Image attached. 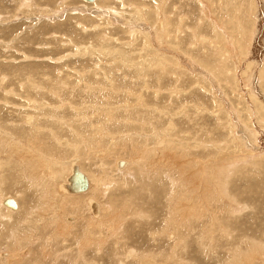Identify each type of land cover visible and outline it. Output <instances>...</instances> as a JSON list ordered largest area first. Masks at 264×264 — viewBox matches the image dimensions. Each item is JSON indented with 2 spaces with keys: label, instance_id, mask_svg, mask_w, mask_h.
I'll return each instance as SVG.
<instances>
[{
  "label": "rangeland",
  "instance_id": "1",
  "mask_svg": "<svg viewBox=\"0 0 264 264\" xmlns=\"http://www.w3.org/2000/svg\"><path fill=\"white\" fill-rule=\"evenodd\" d=\"M0 162V264H264V0H0Z\"/></svg>",
  "mask_w": 264,
  "mask_h": 264
},
{
  "label": "bare ground",
  "instance_id": "2",
  "mask_svg": "<svg viewBox=\"0 0 264 264\" xmlns=\"http://www.w3.org/2000/svg\"><path fill=\"white\" fill-rule=\"evenodd\" d=\"M88 1H92V0H88ZM47 12V11H46ZM127 30V29H126ZM215 31V30H214ZM213 47V46H212ZM252 95V94H251ZM253 97V96H252ZM62 143H64V141L62 142ZM69 145V144H68ZM77 150V149H76ZM139 157V156H138ZM4 158V157H3ZM43 158V157H42ZM80 158V157H79ZM100 159V158H99ZM73 160V159H72ZM75 161L73 162V163H71V165H70V174L65 178V182H63L62 184H61V192H59V193H62V195L63 194H66L67 196H65V197H70V195L71 196H73V195H77V194H83V193H85L88 189H89V187H91L90 186V182H89V179H88V177H87V175H86V173H84V172H82L81 170H80V168H79V166L76 164V160L77 159H74ZM78 161H79V159H78ZM149 161V160H148ZM1 163V162H0ZM3 163V162H2ZM167 163V162H166ZM82 164V163H81ZM138 164V163H137ZM1 165L2 164H0V167H1ZM127 165V162L126 161H123V160H120V161H118L117 162V166H118V168L119 169H123L125 166ZM141 165V164H140ZM162 165V164H161ZM60 167V166H59ZM143 167V166H142ZM157 167V166H156ZM83 167L81 166V169H82ZM149 168V167H148ZM155 168V167H154ZM88 168H86L85 169V171L87 170ZM78 171L79 173H81L83 176H84V178L86 179V183H87V185H86V188L85 189H83V190H78V186L80 185V183H79V179H78V177L76 178V174L74 173V171ZM84 170V169H83ZM115 170V169H114ZM127 170V169H126ZM168 170V169H167ZM87 172V171H86ZM105 172V171H104ZM146 172V171H145ZM94 173V172H93ZM93 173H89V176H90V179L92 180V182H95V180H96V174H93ZM155 174V173H154ZM117 175H122V174H117ZM164 175V174H163ZM55 176V175H54ZM102 177V176H101ZM59 180V179H58ZM121 180V179H120ZM44 181V180H43ZM113 181H115V179H111L110 181H108V182H106V183H104V184H106L105 185V187H108V188H111L112 187V184H113ZM122 183H124L123 181H121ZM132 183V182H131ZM96 184H98V182L96 183ZM95 184V185H96ZM103 184V185H104ZM145 186H146V184H145ZM94 187V186H93ZM103 187V186H102ZM115 187V186H114ZM96 188H98V187H95V189ZM46 189V188H45ZM144 189V188H143ZM95 191V190H94ZM100 191V190H99ZM108 191V190H107ZM110 191V190H109ZM122 191V190H121ZM102 193H103V191H101ZM56 193V192H55ZM58 193V194H59ZM93 193H95V192H93ZM111 193V192H110ZM92 194V193H91ZM104 194H106V193H104ZM60 195V194H59ZM102 195V194H101ZM121 195V194H120ZM182 195V194H181ZM207 195V194H206ZM10 196V195H9ZM105 196V195H104ZM63 197V196H62ZM61 197V198H62ZM113 197V196H112ZM5 198V197H4ZM60 198V197H59ZM103 198V197H102ZM120 198V197H119ZM124 198V197H123ZM53 199V198H52ZM70 199V198H69ZM73 199V198H72ZM105 199V198H104ZM6 200H10V201H13L14 202V204H15V207H11L10 205H8V203L6 204L5 203V201ZM17 200V199H16ZM68 200V198H66V202H68L67 201ZM41 201H43L42 199H41ZM40 201V202H41ZM102 201H104V200H102ZM101 201V202H102ZM107 201V200H106ZM110 201V200H109ZM132 201V200H131ZM175 201V200H174ZM65 202V201H64ZM65 202V203H66ZM187 202V201H186ZM60 203V202H59ZM62 203V202H61ZM72 203V202H71ZM106 203V202H105ZM182 203V202H181ZM42 204V203H41ZM88 204H89V209H91V212H92V215L93 216H95L96 218L99 216V215H101L100 214V204L98 203V202H96V201H94V200H92V199H90V200H88ZM112 204H114V202L112 201L111 202V204H109V205H103L102 206V211H103V215L104 214H106V212L110 209V207L112 206ZM117 204H120V203H118L117 202ZM2 205H4L6 208H8V209H10V211H3V212H6L5 213V215H3L2 213H1V215L2 216H4V217H0L1 219H4V220H6V218L7 219H11V216L13 215V214H15V213H17L18 211H16V210H18V205H19V203L17 202V201H15L13 198H10V197H7V198H5V199H3L2 200ZM65 205H67L68 206V204L66 203ZM76 205V204H75ZM37 206V205H36ZM61 206H63V205H61ZM66 206V207H67ZM189 206V205H188ZM33 207V206H32ZM64 207V206H63ZM65 207V208H66ZM107 207H108V209H107ZM176 207V206H175ZM62 208V207H61ZM64 208V209H65ZM74 207H70L69 209H73ZM121 209H123L122 207H120ZM60 209V208H59ZM131 209V208H130ZM172 209V208H171ZM13 212H12V211ZM34 210V209H33ZM32 210V211H33ZM56 210V209H55ZM62 210V209H61ZM84 210V209H83ZM129 210V209H128ZM173 210V209H172ZM234 210V209H233ZM1 211V212H2ZM14 211H16V212H14ZM30 211H31V208H30ZM102 211H101V213H102ZM131 211V210H130ZM181 211V210H180ZM64 212V211H63ZM90 212V213H91ZM141 212H142V210H141ZM27 213V212H26ZM29 213V212H28ZM39 214V213H38ZM119 214H121V213H119ZM181 214V213H180ZM103 215H101V216H103ZM125 216H126V214H125ZM143 216V215H142ZM141 216V217H142ZM6 217V218H5ZM31 218H32V216H31V214H26L24 217H22L21 219H27L28 221H31ZM122 219H123V217H122ZM57 220H58V218H57ZM56 220V221H57ZM71 220H72V218H71ZM75 220V219H74ZM74 220H72L73 221V223H72V225H74L75 224V221L77 220V218H76V220L74 221ZM55 221V220H54ZM182 221V220H181ZM24 222H25V220H24ZM77 222V221H76ZM81 222V221H80ZM97 222V221H96ZM124 222V221H123ZM122 222V223H123ZM31 223V222H30ZM54 223H56V222H54ZM78 223V222H77ZM189 223V222H188ZM25 224V223H24ZM28 224V223H27ZM79 224V223H78ZM109 224V223H108ZM20 225V224H19ZM80 225V224H79ZM78 225V226H79ZM210 225V224H209ZM24 226V225H23ZM71 226V225H70ZM116 226H117V224H116ZM120 226V225H119ZM139 226V225H138ZM65 227H68V226H65ZM114 227H115V225H114ZM121 227H122V225H121ZM13 228V227H12ZM124 228V227H123ZM132 228V227H131ZM130 228V229H131ZM165 228V227H164ZM163 228V229H164ZM83 230V229H82ZM120 231H121V228L120 227H118V228H116L115 229V231L112 233V234H109V236H111V235H114V236H118V233H120ZM165 230H162V232L161 233H165L164 232ZM83 232H85L84 230H83ZM128 232V231H127ZM17 233V232H16ZM109 233V232H108ZM130 233H132V232H130ZM130 233H127V236H129L130 235ZM84 234V233H83ZM168 234V233H167ZM166 234V235H167ZM206 234V233H205ZM7 235V234H6ZM121 235V234H120ZM163 235V234H162ZM126 236V237H127ZM1 237H4V235L3 234H0V245H2L3 244V241H2V238ZM121 237V236H120ZM125 236H123L121 239H123L122 240V242H125V238H126ZM176 237V236H175ZM208 237V236H207ZM92 238V237H91ZM107 238V237H106ZM163 238V237H162ZM166 238V237H165ZM17 239V238H16ZM39 239V238H38ZM105 239V238H104ZM120 239V238H119ZM108 240V239H107ZM110 240V239H109ZM108 240V241H109ZM76 241V240H75ZM105 241V240H104ZM212 241V240H211ZM85 242V241H84ZM181 242H182V240L179 238L178 239V237H177V240L175 241V242H173L172 244L174 245V244H176V248H178L179 246H180V244H181ZM104 243V242H103ZM101 244V243H100ZM126 244V242L125 243H123V245H125ZM166 244H170V243H166ZM122 245V244H121ZM126 246V245H125ZM52 247V246H51ZM117 247V246H116ZM183 247H185V246H183ZM78 248V247H77ZM115 248V247H114ZM129 248V247H128ZM175 248V247H174ZM186 248V247H185ZM41 249V248H40ZM27 250V249H26ZM114 250V249H113ZM83 251H84V249H83ZM131 251V250H130ZM76 252V251H75ZM80 251H79V248H78V253H79ZM177 252V251H176ZM81 253H82V250H81ZM31 254V253H30ZM131 254H132V256H136V251H134V250H132L131 251ZM174 255H177V253L176 254H174ZM82 256H83V254H82ZM97 256V255H96ZM144 256V255H143ZM171 257V256H170ZM76 258V257H75ZM94 258H96V257H94ZM168 258V257H167ZM178 258V257H177ZM181 258V257H180ZM183 259V258H182ZM181 259V260H182ZM77 260V259H76ZM75 260V261H76ZM93 260V259H92ZM185 260V259H184ZM70 261L72 262V264H75L76 262L74 261V259L72 258V256H70ZM149 261V260H148ZM186 262V261H185ZM144 264V263H143ZM149 264V263H148Z\"/></svg>",
  "mask_w": 264,
  "mask_h": 264
},
{
  "label": "water",
  "instance_id": "3",
  "mask_svg": "<svg viewBox=\"0 0 264 264\" xmlns=\"http://www.w3.org/2000/svg\"><path fill=\"white\" fill-rule=\"evenodd\" d=\"M74 173L76 174V178L78 177V179H79L78 181L80 183V185L78 186V190L85 189L87 183H86V179L84 178V176L81 173H79L78 171H76V170L74 171ZM5 203L6 204L8 203V205H10L11 207H15V204H14L13 201L6 200Z\"/></svg>",
  "mask_w": 264,
  "mask_h": 264
}]
</instances>
